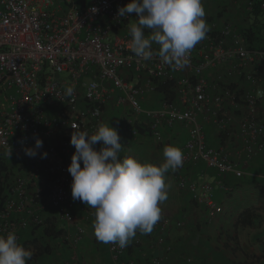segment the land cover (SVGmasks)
<instances>
[{
    "label": "built area",
    "instance_id": "1",
    "mask_svg": "<svg viewBox=\"0 0 264 264\" xmlns=\"http://www.w3.org/2000/svg\"><path fill=\"white\" fill-rule=\"evenodd\" d=\"M245 1L250 12L253 3ZM128 2L92 0L80 7L74 0H62L65 10L58 14L45 0H0V163L13 173L0 208V235L12 231L19 242L55 219L60 242L71 251L50 264H80L73 249L84 228L73 217L67 171L74 151L70 137L74 131L93 134L105 123L109 105L121 112L114 125L121 143L124 131L136 138L140 126L158 144L163 129L183 128L185 140L179 148L184 161L176 170L177 187L204 206L211 220L217 213L213 186L188 180L182 173L186 167L203 164L241 179L252 173L247 170L250 162L264 155V48L248 49L231 21L214 20L182 70L158 56L144 61L130 48L134 14L118 16V8ZM260 7L264 10V0ZM170 81L174 100L157 99L153 105L156 83ZM67 86H74L72 97L64 95ZM211 132L219 144L212 145ZM36 138L43 147L28 157L24 148L34 147ZM82 212L90 220L94 209L86 205ZM155 231L156 245L169 250V220L157 223ZM132 245H141V238L124 249L109 244L111 264H167L156 257L126 259ZM28 264H38V259Z\"/></svg>",
    "mask_w": 264,
    "mask_h": 264
},
{
    "label": "clouds",
    "instance_id": "2",
    "mask_svg": "<svg viewBox=\"0 0 264 264\" xmlns=\"http://www.w3.org/2000/svg\"><path fill=\"white\" fill-rule=\"evenodd\" d=\"M117 12L119 17L134 14L137 18L129 30L132 53L144 61L158 56L175 70L189 63L192 50L210 31L203 0H129ZM146 30L150 34L146 35ZM73 94L74 86H67L65 97ZM70 144L75 149L67 167L72 177L71 196L94 209L96 240L124 249L138 232L151 234L162 219L161 205L168 199L166 174L183 166L182 150L165 145L158 165L132 156L121 159L124 146L118 129L109 121L101 123L93 134L74 131ZM42 147V140L36 138L34 147L24 148V153L35 157ZM40 156L47 158V153ZM32 256L31 250L17 242L14 232L0 235V264H28Z\"/></svg>",
    "mask_w": 264,
    "mask_h": 264
},
{
    "label": "crops",
    "instance_id": "3",
    "mask_svg": "<svg viewBox=\"0 0 264 264\" xmlns=\"http://www.w3.org/2000/svg\"><path fill=\"white\" fill-rule=\"evenodd\" d=\"M45 1L50 10L58 14L64 12L62 0ZM91 1L77 0L75 3L83 7L89 5ZM246 5L245 0H235L231 5V10L235 14H241ZM203 6L206 16L222 14L221 20L230 19L227 5L222 0H203ZM246 13L249 12L246 11ZM229 21L238 29L248 26V23L240 24L233 18ZM105 111V123L109 121L110 125L114 126L115 123L112 124L111 119L117 110L109 105ZM162 133L163 141L158 144L147 134H140L134 138L124 131L122 142L124 147L120 158L132 156L140 162L158 165L163 160L165 145L179 147L185 140V131L179 125L172 129H163ZM216 136L217 134L211 132L212 145L219 144L218 140H215ZM95 148L99 150V147ZM247 170L252 173H247L241 179L219 174L216 170L207 169L203 164L188 166L182 172L184 177L190 181L212 184L213 200L217 207L213 220L209 219L204 206H198L192 201L187 191L177 187L179 174L170 170L166 174V183L170 185L168 199L161 205L162 219L158 222L169 220L170 232L167 234L165 246H170V248L167 250L165 247L156 245L154 227L151 234L138 235L141 238V245H132L126 259L143 261L156 257L161 258L167 264H186L187 258L193 260L192 264H264V155L254 158ZM72 201L74 203V223L84 228V234L73 249L80 264H111L109 244L100 243L95 238L94 215L90 220H84L82 208L86 205L79 200L72 199ZM244 210H252L254 216L250 218V226L240 227L238 219ZM178 222H183V227H176ZM68 230L69 235L72 236V227ZM70 251L68 244L60 245L59 248L54 249L49 259H45V262L50 264L52 261L64 260L63 258L68 257ZM43 260L38 258V264H44Z\"/></svg>",
    "mask_w": 264,
    "mask_h": 264
},
{
    "label": "trees",
    "instance_id": "4",
    "mask_svg": "<svg viewBox=\"0 0 264 264\" xmlns=\"http://www.w3.org/2000/svg\"><path fill=\"white\" fill-rule=\"evenodd\" d=\"M77 1V0H74ZM252 1L253 5L251 11L247 13L246 24L240 29L243 37L246 41V46L250 50H261L264 48V10L261 9L260 5L263 0H249ZM248 5V4H247ZM246 5V7H247ZM246 10V8H245ZM247 11V10H246ZM218 16L210 15L206 16L205 19L208 22L219 20V21H229L221 20ZM137 18L133 15L132 23L136 22ZM146 33H149L146 30ZM174 82L156 83L155 95L160 101H173L174 100ZM264 111V110H263ZM261 111L262 117L264 119V112ZM140 134H145L146 131L142 126L137 127ZM5 165L0 163V208L3 205L4 199L7 195V190L11 184V177L13 173L5 172ZM71 189V188H70ZM254 216L252 210H244L238 219L240 227L250 226V218ZM140 233L138 232L136 237ZM61 230L57 229L56 221L53 218L46 220L45 226L40 230V228H34L30 233H26V237L20 240L18 243L21 244L25 249L31 250L33 253L31 260H37L45 255L49 256L52 254L53 246L50 242L58 241L61 239Z\"/></svg>",
    "mask_w": 264,
    "mask_h": 264
},
{
    "label": "rangeland",
    "instance_id": "5",
    "mask_svg": "<svg viewBox=\"0 0 264 264\" xmlns=\"http://www.w3.org/2000/svg\"><path fill=\"white\" fill-rule=\"evenodd\" d=\"M222 1L225 2L226 5H227L226 8L229 11V17H230V19L233 18L234 20H237L240 24H243V22L246 23V20H247L246 10L241 11V14H235L234 11L231 10L232 9L231 5L233 4V2L235 0H222ZM155 98H156V96H153V99L154 100L151 98L152 99L151 100V103H153V105H155V103L157 102V98L156 99ZM119 116H120V114H118V111H117L116 114L114 115V117H112V119H111L112 124L117 123V120L119 119ZM52 244H53V250L56 249V248H59L60 245H66V243H61L60 240L54 241V242H52ZM53 253H54V251H53ZM53 253L51 254V256L53 255ZM49 257L50 256L45 255L42 258H39V260L44 259L43 262H44V264H46V262H45L46 260L45 259L46 258L49 259Z\"/></svg>",
    "mask_w": 264,
    "mask_h": 264
}]
</instances>
